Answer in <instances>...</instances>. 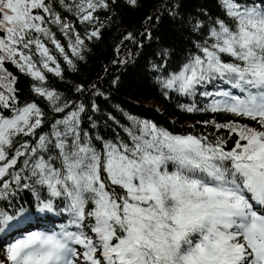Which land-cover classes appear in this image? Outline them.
<instances>
[{"label": "snow or ice", "instance_id": "6c2138e0", "mask_svg": "<svg viewBox=\"0 0 264 264\" xmlns=\"http://www.w3.org/2000/svg\"><path fill=\"white\" fill-rule=\"evenodd\" d=\"M216 2L223 15L194 25L205 35L159 84L208 101L184 111L241 118L205 122L228 133V147L222 136L174 135L131 116L124 135H94L87 106L49 89L45 73L62 74L47 44L75 69L56 33L83 60L109 0H0V201L26 189L38 212L66 217L58 231L0 245V264H264V0ZM65 13L92 30L82 37ZM8 65L63 115L21 104ZM27 211L0 208V233L26 223Z\"/></svg>", "mask_w": 264, "mask_h": 264}, {"label": "trees", "instance_id": "16d2710c", "mask_svg": "<svg viewBox=\"0 0 264 264\" xmlns=\"http://www.w3.org/2000/svg\"><path fill=\"white\" fill-rule=\"evenodd\" d=\"M109 5L107 11L100 10L96 14L105 26L101 28L99 39L85 40L86 49L81 53L83 60L72 55L67 40L57 31V38L75 69L55 52L54 46L47 44L53 50L62 74L61 78L45 73L49 89L61 93L62 99L87 106L84 126L89 127L94 122L96 128L91 129L94 135L106 138L116 133L124 135L123 128L131 126L128 119L131 116L136 121L153 123L174 135L222 136L228 142L226 147L230 146L232 139L225 130L217 132L205 122H240L241 118L224 113L184 111L183 108L191 105L203 108L208 101L198 93L181 96L162 89L159 84L160 78L180 69L189 53L195 50V44L205 35L204 30L194 31V25L199 22L202 29H206L212 19L223 15L216 0H137L136 7L129 6L125 0H116L114 4L109 0ZM65 15L82 37L86 30H92L91 25L80 24L70 13ZM129 34L133 39H125ZM8 69L18 77L16 87L21 104L36 102L46 115H63L53 114L48 103L31 92L33 81L29 77L11 65ZM77 86H83L86 91L76 92ZM95 92L101 95H94ZM93 102L98 108L95 112L91 109ZM36 204L31 191L26 189H18L14 196L0 201V208L9 214L23 205L28 210L25 215L30 216L26 223L12 232L0 233V245L6 246L13 238H19L28 231H58L59 226L66 222V217L58 211L38 212Z\"/></svg>", "mask_w": 264, "mask_h": 264}]
</instances>
